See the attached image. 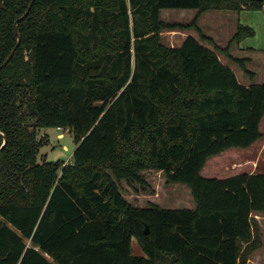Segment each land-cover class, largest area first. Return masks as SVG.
<instances>
[{"label": "trees", "instance_id": "obj_1", "mask_svg": "<svg viewBox=\"0 0 264 264\" xmlns=\"http://www.w3.org/2000/svg\"><path fill=\"white\" fill-rule=\"evenodd\" d=\"M32 1L0 70V264H247L264 172L202 170L264 136V82L242 84L218 54L249 72L230 48L255 29L239 22L222 47L198 19L264 0H0V66ZM163 8L198 14L168 23ZM192 28L214 48L163 42ZM49 127L74 133L71 162L39 160ZM145 169L187 185L195 207L128 200L121 181L144 184Z\"/></svg>", "mask_w": 264, "mask_h": 264}, {"label": "rangeland", "instance_id": "obj_2", "mask_svg": "<svg viewBox=\"0 0 264 264\" xmlns=\"http://www.w3.org/2000/svg\"><path fill=\"white\" fill-rule=\"evenodd\" d=\"M188 8H163L161 12L162 19L168 23L182 22L190 23L192 18L187 12ZM193 10V9H192ZM220 11L207 10L205 11V17L213 16ZM229 14H233V22H242L252 26L255 29V34L245 37L239 42L243 48H255L257 53L253 55L250 66L255 73H264L262 67V57L264 52V10L263 9H242L241 11H227ZM220 14V13H218ZM227 19L224 21V28L233 26L232 17L225 16ZM192 20V21H191ZM199 21V19H198ZM209 22V19H208ZM202 29V28H201ZM203 30V29H202ZM204 31V30H203ZM194 32L198 35L200 41L207 43L209 41L201 39L199 32L195 29H165L162 31L163 42L167 45L178 46L182 43L184 37ZM210 43V42H209ZM211 44V43H210ZM206 45V44H205ZM226 44H224L225 46ZM237 46L233 43V46ZM211 48H214L212 45ZM237 52L239 49L236 47ZM222 57V54L218 52ZM240 54V53H239ZM240 57V56H239ZM244 60L245 66L248 63V59L245 57L240 58ZM231 60V59H230ZM233 61L234 69L237 71L240 77L248 76L249 74L243 69L239 61ZM260 129L264 132V119L262 120ZM60 132H64L63 136H59ZM40 135H48V140L42 146L39 160L47 159L49 161H65L71 162L73 159V151L76 147V141L74 133L68 129H60L57 127L41 128ZM264 172V136L253 143L247 148H235L232 147L226 152L209 158L205 167L202 170V175L206 177H227L239 172ZM144 177L143 182L137 180L121 181V187L124 195L131 202L146 206L150 202L159 203L165 207H186L188 200L192 197L190 188L183 183H170L167 181L166 175L162 170L157 169H145L141 172ZM195 205V202L193 203ZM254 236L256 237L257 247L250 255L247 264H264V213H255L254 215ZM30 243V241H28ZM133 253L145 255L141 245L136 238L132 241ZM167 262H163L166 264Z\"/></svg>", "mask_w": 264, "mask_h": 264}, {"label": "crops", "instance_id": "obj_3", "mask_svg": "<svg viewBox=\"0 0 264 264\" xmlns=\"http://www.w3.org/2000/svg\"><path fill=\"white\" fill-rule=\"evenodd\" d=\"M188 9L189 10L182 11V12L183 13L187 12L188 14H190L191 17H193L192 18V20H193L196 17V15L198 14V9H195V8H188ZM217 11H220V12H218L220 14H218V13L213 14V16H210L208 18L205 17V13L203 12L199 17L198 24L204 30L205 34H207L208 36H210L211 38L214 39L216 44H218L219 46L225 47L228 44V42L235 35L239 21L233 22V16H232L233 14H231V13L229 14V12H227V11H234V10H217ZM225 16H231L232 17L231 23L234 24L233 26H230V27L226 26L224 28V21L227 19ZM208 19H209V22H208ZM180 23H182V22H180ZM188 35H193L196 38H198V35L196 33L190 32L184 37V39ZM184 39L182 40V42L184 41ZM201 42L203 44H206L208 47H212V45H213V44H210L209 42H207V43H204V41H201ZM224 44H226V45L224 46ZM236 44H237V46L234 45L232 47V49L230 50V54L236 58L245 57L248 59V63L246 65V68L250 73L249 72H246V73H248L249 75L240 77L238 75L237 71L234 69L233 61H231L227 56H225L222 53H221L222 57L219 55L221 60L224 63L230 65L231 68L234 69V71L236 72V74H237V76H238V78L242 84L251 85V84H255V83H263L264 82V73L263 74H261V72L255 73V71L250 66H248L249 64H251V59H253V55H251V54L256 55L255 53H257L258 50L255 48H248V49L243 48L240 45H238L239 42H236ZM236 47L239 49L240 54L237 52ZM262 53H263V57L261 59H262V64H263L262 67H263V71H264V52H262ZM251 73L253 75H251ZM60 135L63 136L64 132H60L59 136ZM190 191H191V189H190ZM191 197L192 198L190 200H188L189 202L187 203L188 205L186 207L194 208L195 205L193 203L195 202V200L193 198V195Z\"/></svg>", "mask_w": 264, "mask_h": 264}, {"label": "water", "instance_id": "obj_4", "mask_svg": "<svg viewBox=\"0 0 264 264\" xmlns=\"http://www.w3.org/2000/svg\"><path fill=\"white\" fill-rule=\"evenodd\" d=\"M32 5H33V1H32V3L30 4L29 8L26 10V12H25L22 16H20V17L16 20V22H15L16 32H17V34H18V42H17L16 46L13 48V50L11 51V53L9 54V56L7 57V59H6V60L2 63V65L0 66V70H1L4 66H6V65L9 63V61L11 60V58H12V56H13V54H14L16 48L18 47V45H19L20 42H21V35H20L19 31H18V22H19L21 19L25 18V17L29 14V11H30ZM36 121H37V120H36ZM36 121L32 122L31 124L35 123ZM5 142H6V140H5ZM148 231H149V230H148V226H147V228H146V232H148Z\"/></svg>", "mask_w": 264, "mask_h": 264}]
</instances>
